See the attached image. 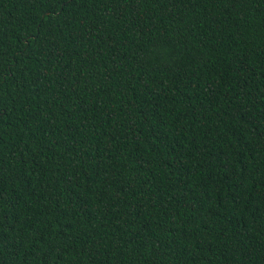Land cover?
I'll return each instance as SVG.
<instances>
[{
    "label": "trees",
    "instance_id": "trees-1",
    "mask_svg": "<svg viewBox=\"0 0 264 264\" xmlns=\"http://www.w3.org/2000/svg\"><path fill=\"white\" fill-rule=\"evenodd\" d=\"M0 264H264V0H0Z\"/></svg>",
    "mask_w": 264,
    "mask_h": 264
}]
</instances>
